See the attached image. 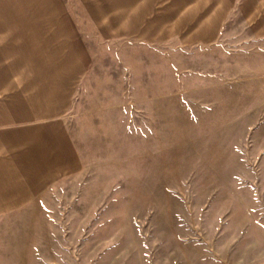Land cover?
<instances>
[{
	"label": "rangeland",
	"instance_id": "374dc122",
	"mask_svg": "<svg viewBox=\"0 0 264 264\" xmlns=\"http://www.w3.org/2000/svg\"><path fill=\"white\" fill-rule=\"evenodd\" d=\"M0 264H264V0H0Z\"/></svg>",
	"mask_w": 264,
	"mask_h": 264
}]
</instances>
